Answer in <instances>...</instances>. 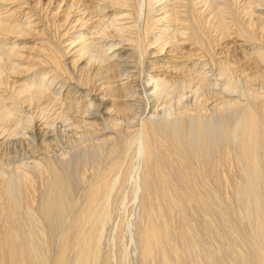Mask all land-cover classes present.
Segmentation results:
<instances>
[{
	"label": "bare ground",
	"instance_id": "1",
	"mask_svg": "<svg viewBox=\"0 0 264 264\" xmlns=\"http://www.w3.org/2000/svg\"><path fill=\"white\" fill-rule=\"evenodd\" d=\"M0 264H264V0H0Z\"/></svg>",
	"mask_w": 264,
	"mask_h": 264
}]
</instances>
